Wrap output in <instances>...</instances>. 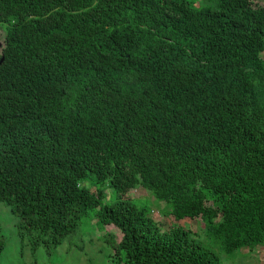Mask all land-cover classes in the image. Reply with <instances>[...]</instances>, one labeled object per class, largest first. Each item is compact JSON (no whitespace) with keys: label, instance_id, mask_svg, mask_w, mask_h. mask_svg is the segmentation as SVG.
<instances>
[{"label":"trees","instance_id":"obj_1","mask_svg":"<svg viewBox=\"0 0 264 264\" xmlns=\"http://www.w3.org/2000/svg\"><path fill=\"white\" fill-rule=\"evenodd\" d=\"M263 53L259 0H0V204L20 239L60 247L92 213L122 235L110 264L264 245Z\"/></svg>","mask_w":264,"mask_h":264},{"label":"rangeland","instance_id":"obj_2","mask_svg":"<svg viewBox=\"0 0 264 264\" xmlns=\"http://www.w3.org/2000/svg\"><path fill=\"white\" fill-rule=\"evenodd\" d=\"M259 1L264 3V0ZM262 57L264 59V53ZM105 194L106 200H111L112 190L107 188ZM130 194L139 206L151 209V216L162 230L172 227L174 220L164 213L167 207L163 202L143 189L134 190ZM18 219L7 205L0 204V264H110V248L106 239L111 235L115 242H119L122 236L112 225L99 231L95 228L97 223L93 214L89 213L82 219L78 230L66 237L60 247H50L48 250L42 247L34 249L27 238L20 239ZM176 224L192 231L194 238L203 240L204 228L200 219H186ZM220 259L222 264H264V245L252 250H239L231 256L221 253ZM114 263L116 264V261Z\"/></svg>","mask_w":264,"mask_h":264},{"label":"water","instance_id":"obj_3","mask_svg":"<svg viewBox=\"0 0 264 264\" xmlns=\"http://www.w3.org/2000/svg\"><path fill=\"white\" fill-rule=\"evenodd\" d=\"M2 61H3V59L0 60V64H1Z\"/></svg>","mask_w":264,"mask_h":264}]
</instances>
